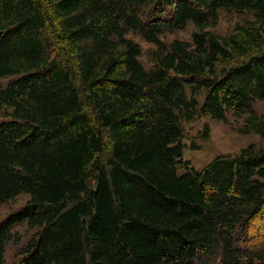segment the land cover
Masks as SVG:
<instances>
[{
    "label": "trees",
    "instance_id": "obj_1",
    "mask_svg": "<svg viewBox=\"0 0 264 264\" xmlns=\"http://www.w3.org/2000/svg\"><path fill=\"white\" fill-rule=\"evenodd\" d=\"M258 100L264 0H0V264L23 222L15 264H264V145L183 158L198 117L264 139Z\"/></svg>",
    "mask_w": 264,
    "mask_h": 264
},
{
    "label": "rangeland",
    "instance_id": "obj_2",
    "mask_svg": "<svg viewBox=\"0 0 264 264\" xmlns=\"http://www.w3.org/2000/svg\"><path fill=\"white\" fill-rule=\"evenodd\" d=\"M220 22L214 32L220 35H228L237 25L248 24L245 20H252L251 13L242 12H227L222 10L220 12ZM252 22H256L253 20ZM57 33H60L59 27L54 28ZM59 29V31L57 30ZM196 27L193 22H189L184 29L177 30L166 34L167 40L175 39H190ZM129 37L140 43L145 49L146 57L142 59L147 67L152 65L151 57H148V52L153 49L151 44L146 43L140 36L130 34ZM254 109L258 112L264 113V100H258L254 103ZM184 144H187L183 158L190 164L200 169L209 163L213 158L219 154L230 153L236 154L241 149L254 144L257 147L264 145V139L257 134H244L240 131V126L243 125V120H234L229 116L227 122L215 121L207 117H198L190 124H185ZM206 126H208V133L206 134ZM203 130V134H201ZM184 169L180 168L179 173H183ZM29 197L27 195L19 196L15 201L7 205L0 206V222L8 217L14 210L26 204ZM260 224L264 225V213L253 224L254 232H250L253 243L256 239L261 238L264 241V233L261 232ZM15 233L20 234L18 241H13L7 245L5 254V264H15L19 261L21 251L27 246L35 237L37 229L30 228L27 222L18 223L13 227ZM249 232V231H248ZM257 232L259 235H257ZM243 236H247V232H243Z\"/></svg>",
    "mask_w": 264,
    "mask_h": 264
}]
</instances>
